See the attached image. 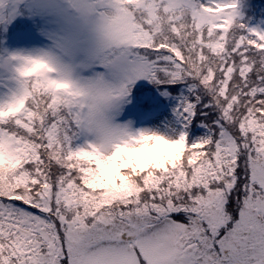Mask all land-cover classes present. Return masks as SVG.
I'll use <instances>...</instances> for the list:
<instances>
[{
	"label": "snow or ice",
	"instance_id": "1",
	"mask_svg": "<svg viewBox=\"0 0 264 264\" xmlns=\"http://www.w3.org/2000/svg\"><path fill=\"white\" fill-rule=\"evenodd\" d=\"M251 7L0 0V264H264Z\"/></svg>",
	"mask_w": 264,
	"mask_h": 264
},
{
	"label": "trees",
	"instance_id": "2",
	"mask_svg": "<svg viewBox=\"0 0 264 264\" xmlns=\"http://www.w3.org/2000/svg\"><path fill=\"white\" fill-rule=\"evenodd\" d=\"M247 3L252 5V7L248 10V15L254 16L257 20H259L262 16H264V0H247Z\"/></svg>",
	"mask_w": 264,
	"mask_h": 264
}]
</instances>
